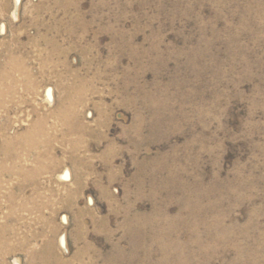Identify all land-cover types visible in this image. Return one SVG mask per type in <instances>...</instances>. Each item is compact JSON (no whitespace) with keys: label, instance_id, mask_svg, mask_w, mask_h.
Segmentation results:
<instances>
[{"label":"rangeland","instance_id":"rangeland-1","mask_svg":"<svg viewBox=\"0 0 264 264\" xmlns=\"http://www.w3.org/2000/svg\"><path fill=\"white\" fill-rule=\"evenodd\" d=\"M0 8V75L17 59L41 80L5 102L15 109L0 111L8 136L29 125L30 107L44 113L67 85L84 90L87 169L74 209L56 205L58 230L43 229L57 250L48 264H264V0H0ZM53 151L63 164L42 175L52 184L39 191L59 200L70 186L60 175L74 172L66 146ZM34 219L21 214V235L38 231ZM15 255L32 264L27 251Z\"/></svg>","mask_w":264,"mask_h":264},{"label":"bare ground","instance_id":"bare-ground-1","mask_svg":"<svg viewBox=\"0 0 264 264\" xmlns=\"http://www.w3.org/2000/svg\"><path fill=\"white\" fill-rule=\"evenodd\" d=\"M2 8L7 12L6 4H4ZM48 35L45 32L43 37ZM58 51L59 50H57V53H60L61 50ZM6 63H8V69L6 68V72H2L3 76L0 75V80H2L0 81V83L2 82L0 86V111L6 112L8 117L15 109L5 102L10 103L14 99L13 96L16 90H18L16 86H22L25 94L34 93L41 80L37 77L33 78L30 71L27 70L28 67L26 68L23 63L17 59H10L9 62ZM43 63L45 69V67H47L46 65H49L51 62L44 59ZM73 86L67 85L66 88H64L65 96L59 100L55 108H49L44 113H40L37 107H30L32 121H30L27 127L21 129L22 131H19L20 133L17 136L10 137L6 134L7 123L3 124L2 129L0 128V142L2 145V147H0V201H3L6 206V211L3 212V215L0 213V264H8V259L12 256H15L14 264H20L15 253L21 251L28 252V262L31 261L32 264H48V260H50L48 255H54L56 249H54L55 246L48 240V237L43 235V229L47 226L50 235L56 233L58 227L53 220L55 209H57L56 205L67 209L73 208L72 206H75L76 198L83 187L82 173L87 168L84 158L79 154V146L81 145L84 131L87 129L82 120L83 116L81 111L85 96L82 87L74 88ZM46 95L48 99H51L52 91L48 89ZM21 102H23V100H21ZM56 142L66 146V151L62 156L64 157V161L71 163V168L75 174L74 175L70 169H66L60 175L63 181H70L71 183L68 182L70 186H63V196L59 200L51 197H44L43 193L39 191V188L43 186L45 188L50 187V184H52L48 179L40 181L42 175L48 174L52 176L54 171L63 164V160L58 159L53 151V145ZM5 174L6 176H13L12 178L15 179L12 183L13 185L10 184V186H6L4 184V178L2 176ZM28 186L32 188L31 191H26ZM49 193L53 196H61V193L55 192L54 189H50ZM23 212L35 215L34 221L39 226L38 231H32L33 233L30 237L21 235L19 233V226H17ZM46 212L47 214L49 213L48 216L45 215ZM24 226L31 227L29 223ZM42 237L44 239V241L42 240L43 243L40 241ZM34 239H36L37 242H30V240ZM61 242L64 244L63 239H61ZM44 253L47 256H45Z\"/></svg>","mask_w":264,"mask_h":264}]
</instances>
